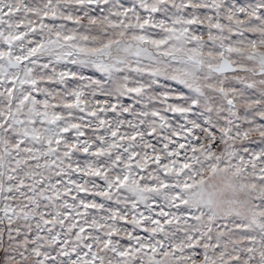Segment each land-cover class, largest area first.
Listing matches in <instances>:
<instances>
[{"label": "snow or ice", "instance_id": "1", "mask_svg": "<svg viewBox=\"0 0 264 264\" xmlns=\"http://www.w3.org/2000/svg\"><path fill=\"white\" fill-rule=\"evenodd\" d=\"M0 264H264V0H0Z\"/></svg>", "mask_w": 264, "mask_h": 264}]
</instances>
